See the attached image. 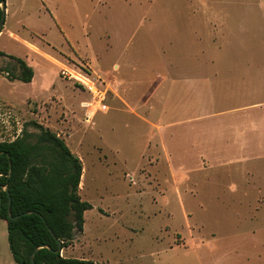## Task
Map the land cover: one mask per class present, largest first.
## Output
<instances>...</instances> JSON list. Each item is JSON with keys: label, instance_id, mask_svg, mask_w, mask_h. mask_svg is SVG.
Listing matches in <instances>:
<instances>
[{"label": "rangeland", "instance_id": "1", "mask_svg": "<svg viewBox=\"0 0 264 264\" xmlns=\"http://www.w3.org/2000/svg\"><path fill=\"white\" fill-rule=\"evenodd\" d=\"M7 1V23L52 64L6 41L35 75L0 83L13 106L0 101V141L47 127L80 159L92 205L62 255L264 264V0ZM81 76L107 109L87 117ZM0 264H15L1 219Z\"/></svg>", "mask_w": 264, "mask_h": 264}, {"label": "trees", "instance_id": "2", "mask_svg": "<svg viewBox=\"0 0 264 264\" xmlns=\"http://www.w3.org/2000/svg\"><path fill=\"white\" fill-rule=\"evenodd\" d=\"M1 14L0 5V18ZM0 56L16 64L0 68L9 80L31 81L33 69L22 58L3 51ZM31 123L38 129L33 141L24 129L14 139L0 141V219L6 222L12 259L15 264H31L32 254L35 264L89 263L60 254L74 233L82 231L83 212L92 208L77 193L81 161L54 132ZM8 200L11 215L19 217L8 218ZM25 211L30 212L22 214Z\"/></svg>", "mask_w": 264, "mask_h": 264}, {"label": "crops", "instance_id": "3", "mask_svg": "<svg viewBox=\"0 0 264 264\" xmlns=\"http://www.w3.org/2000/svg\"><path fill=\"white\" fill-rule=\"evenodd\" d=\"M9 8H8V1L7 0H4V20H3V24H2V27L0 29V51H3L4 53L6 54H11V55H14V56H17V57H20L22 58L26 63H28L29 65L33 66L32 65V61L28 62L27 61V58L22 54L14 51V49L12 48H8L9 46H7V40H11V41H14V42H17L18 44H20L21 46H23L24 49L26 50H29L31 52V54L37 56L38 58H41L43 59L44 61H47L49 63H51V61L49 60V54L43 49L41 48V46H39L38 44H36L35 42L31 41L30 39L26 38L25 36H23L20 32H18V30L16 29V26L17 25H22L21 24V20H18L16 21L15 23H7V16L9 15ZM23 27V26H21ZM52 64V63H51ZM35 70L33 69V76H32V79L34 78V75H35ZM31 79V80H32ZM18 80H8L6 77H4L2 74H0V83H3V84H7L9 86H15L17 84ZM21 82V81H19ZM30 82V81H29ZM111 82V81H110ZM0 101L1 103L3 104H6V105H10L12 106L11 104L8 103V101L4 98L3 94L0 96ZM11 102V101H9ZM13 107V106H12ZM209 115V114H207ZM217 115V114H216ZM218 115H226L223 114V113H218ZM206 116V115H205ZM196 119H203V117H194ZM194 118H190L189 120H196ZM203 130V133H207L208 134V128L207 126H205V128L202 129ZM194 133V130H189L188 132V137L190 138L189 140L192 141H195V143H197V141H199V145L201 147H204V149H206L205 151H209V150H214L212 149V147H208L210 145L207 144V142H209L208 140H203V139H199V137L197 135H195ZM197 139H195V137ZM228 146V145H227ZM208 149V150H207ZM2 220V219H1ZM5 221V220H4ZM6 223V222H5ZM84 223V222H83ZM83 233H85V227H84V224H83V229L82 231ZM79 232V233H81ZM75 235V233H74ZM75 238L73 236V239L72 241H74ZM75 242V241H74ZM63 252H66V249L65 248H62L60 250V254L62 255ZM79 258V257H78ZM82 259V258H81ZM95 260H93L92 262L96 264V261L94 262Z\"/></svg>", "mask_w": 264, "mask_h": 264}, {"label": "built area", "instance_id": "4", "mask_svg": "<svg viewBox=\"0 0 264 264\" xmlns=\"http://www.w3.org/2000/svg\"><path fill=\"white\" fill-rule=\"evenodd\" d=\"M78 80L81 84H83L89 90V92L92 95L91 100L88 102L89 106H91V107H90V110L88 111V113L86 114L87 117L91 116V114L93 113L95 108H98L100 110L107 109L106 104H104L105 93L103 91L97 89L94 86V83L91 82L88 78H86L84 76L78 77Z\"/></svg>", "mask_w": 264, "mask_h": 264}, {"label": "water", "instance_id": "5", "mask_svg": "<svg viewBox=\"0 0 264 264\" xmlns=\"http://www.w3.org/2000/svg\"><path fill=\"white\" fill-rule=\"evenodd\" d=\"M0 5H1V9H2V14H1V18H0V29H1L2 24H3V20H4V2H0ZM10 172H11V168H9V171H8L7 175H9ZM0 203H1V200H0ZM29 212H30V211H25V212H23L22 214H27V213H29ZM7 215H8V218H10V219H15V218H17V217L20 216L19 214L11 215L10 210H9V200H8V204H7ZM58 250H59V249H57V251H58ZM30 261H31V264H35V263L33 262V259H32V254H31V256H30ZM86 264H94V263H93V262H89V263H86Z\"/></svg>", "mask_w": 264, "mask_h": 264}, {"label": "bare ground", "instance_id": "6", "mask_svg": "<svg viewBox=\"0 0 264 264\" xmlns=\"http://www.w3.org/2000/svg\"><path fill=\"white\" fill-rule=\"evenodd\" d=\"M82 165V164H81ZM83 168H81V174H80V179H79V185H78V189L80 188V186L82 185V179H83V176H84V174H83V170H82ZM85 178V177H84Z\"/></svg>", "mask_w": 264, "mask_h": 264}]
</instances>
